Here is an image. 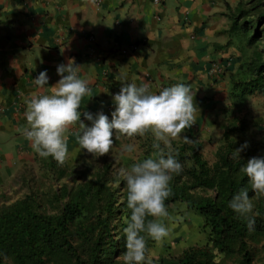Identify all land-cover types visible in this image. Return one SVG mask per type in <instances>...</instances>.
<instances>
[{"label":"crops","instance_id":"obj_1","mask_svg":"<svg viewBox=\"0 0 264 264\" xmlns=\"http://www.w3.org/2000/svg\"><path fill=\"white\" fill-rule=\"evenodd\" d=\"M238 1L0 0V191L53 143L77 164L130 133L203 140L233 126Z\"/></svg>","mask_w":264,"mask_h":264},{"label":"trees","instance_id":"obj_2","mask_svg":"<svg viewBox=\"0 0 264 264\" xmlns=\"http://www.w3.org/2000/svg\"><path fill=\"white\" fill-rule=\"evenodd\" d=\"M253 15L255 18L246 20ZM230 19V29L238 32L240 42L250 48L257 36H264V0H239ZM263 55L264 49L260 51L256 47L247 53L244 67L232 79L235 98L246 101L254 94L264 98ZM229 129L223 130L224 140L215 150L212 162L203 157V142L196 138L186 136L179 142H163L148 135L144 139L139 137L148 155L153 152L165 164L130 181L131 187L120 206L128 219L131 237L139 239L150 226L153 213L172 201L198 209L207 217L211 231L209 251H185L177 259H161V264H215V255H229L234 250L241 256L239 264L252 263L253 252L248 241L257 242L264 236V193L254 182L264 171V156L253 151L237 155L232 149ZM44 152L46 164L56 168L59 160L56 144L44 146ZM107 167L75 187L67 188L63 184L51 196L28 193L1 205L0 264L99 262L97 251L103 237L110 235L108 217L114 203L108 185L114 180L106 176ZM121 182L124 186V181ZM83 221H88L87 230H92L88 234H81ZM92 237L94 243L84 250L86 257H83L78 241L86 240L88 244ZM116 247L115 240L108 250ZM108 250L101 251L102 257H107Z\"/></svg>","mask_w":264,"mask_h":264},{"label":"rangeland","instance_id":"obj_3","mask_svg":"<svg viewBox=\"0 0 264 264\" xmlns=\"http://www.w3.org/2000/svg\"><path fill=\"white\" fill-rule=\"evenodd\" d=\"M250 18L255 16L247 17L246 20ZM250 33L251 30L248 35ZM255 47L260 51L264 49V36H257V40L250 45V48L247 47L246 53ZM235 99L238 112L235 115L237 120L234 125L217 126V130L213 131L209 139L200 140L203 142V157L208 162L214 160L215 150L224 140L223 137L218 138L220 129L231 127L234 128L229 129V139L237 155L253 151L257 155L264 156V98L254 94L246 101L241 97ZM188 136L199 140L195 137L196 135ZM182 140H175V142ZM167 145H170V142ZM148 153L141 146L139 136L136 133H130L121 138L116 146H107L96 153L89 152L77 164L58 160L55 168L41 161L37 166L27 168L23 172L16 187L8 191H0V206L21 199L28 193L36 192L39 196H51L63 184L67 188L75 187L94 178L97 173H102L103 168L108 166L106 176L114 180L108 183L113 191V212L108 217L110 235L103 237L101 249L97 251V259L101 260L96 264H161V259H177L185 251L196 249L209 251L211 231L207 217L194 206L181 201L169 202L155 211L150 226L144 230L142 236L139 239L131 237L128 219L123 207L120 206L131 187L130 181L150 173L155 168L160 169L165 164L160 158H156L153 152L149 155ZM121 180L124 181V186ZM254 182L259 191L264 193V171L255 178ZM87 224L88 221L80 224L81 234L92 231L87 230ZM115 240L117 247L108 250ZM78 242L81 244L79 253L86 257L84 250L93 245L94 238L92 237V241L88 244L86 240ZM248 244L253 252L251 264H262L264 236L257 242L249 240ZM102 250H108L107 257H102ZM240 259L241 256L234 250L229 255H215L213 262L239 264Z\"/></svg>","mask_w":264,"mask_h":264},{"label":"clouds","instance_id":"obj_4","mask_svg":"<svg viewBox=\"0 0 264 264\" xmlns=\"http://www.w3.org/2000/svg\"><path fill=\"white\" fill-rule=\"evenodd\" d=\"M213 64L217 65V67H218V69H215V70H219L220 69V66L217 63L213 62L212 63V67H213ZM178 110H181V106L178 107ZM163 119H167V117L165 116V117H163ZM222 137H223V135H222ZM59 160H60V157H59Z\"/></svg>","mask_w":264,"mask_h":264},{"label":"built area","instance_id":"obj_5","mask_svg":"<svg viewBox=\"0 0 264 264\" xmlns=\"http://www.w3.org/2000/svg\"><path fill=\"white\" fill-rule=\"evenodd\" d=\"M157 1V0H155ZM218 69L217 65L213 64V70ZM0 113H2V109L0 108Z\"/></svg>","mask_w":264,"mask_h":264}]
</instances>
